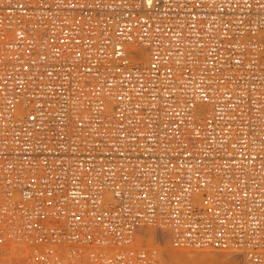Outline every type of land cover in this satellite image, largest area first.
Wrapping results in <instances>:
<instances>
[{
  "label": "built area",
  "instance_id": "obj_1",
  "mask_svg": "<svg viewBox=\"0 0 264 264\" xmlns=\"http://www.w3.org/2000/svg\"><path fill=\"white\" fill-rule=\"evenodd\" d=\"M264 264V0H0V264Z\"/></svg>",
  "mask_w": 264,
  "mask_h": 264
},
{
  "label": "rangeland",
  "instance_id": "obj_2",
  "mask_svg": "<svg viewBox=\"0 0 264 264\" xmlns=\"http://www.w3.org/2000/svg\"><path fill=\"white\" fill-rule=\"evenodd\" d=\"M155 233L157 235L156 239L151 242L148 241V243L147 241H145L144 244H146L149 247L158 248L160 254L159 255L160 264H218L219 262L220 264H244V261L241 257L232 253L219 252V251H205V252L195 253L191 250L176 249L171 245L168 235L162 237L160 232H155ZM188 251L189 253H187ZM171 255L172 257L169 260V257ZM162 260L164 261V263Z\"/></svg>",
  "mask_w": 264,
  "mask_h": 264
},
{
  "label": "bare ground",
  "instance_id": "obj_3",
  "mask_svg": "<svg viewBox=\"0 0 264 264\" xmlns=\"http://www.w3.org/2000/svg\"><path fill=\"white\" fill-rule=\"evenodd\" d=\"M155 232H160L161 233V236L162 237H164L165 235H167V232L166 231H157V230H150V229H144V230H142L141 232H140V234H138V241H141V242H145V241H147V243H148V241H154L155 239H156V237H157V235H156V233ZM169 238V237H168ZM158 240V239H157ZM165 241H168V240H165ZM160 248H162V247H160ZM171 248V247H170ZM158 249V248H157ZM174 249V248H173ZM191 251H193V252H195V253H197V252H204V251H197V250H191ZM162 253V252H161ZM173 253H175V252H173ZM187 253H189V251L187 252ZM192 253V252H191ZM194 253V254H195ZM169 254H172V253H169ZM233 254V253H232ZM174 256V255H173ZM188 256H190V255H188ZM172 257V255L169 257V260H170V258ZM189 258V257H188ZM162 259V258H161ZM192 259V258H191ZM217 259V258H216ZM173 260H174V258H173ZM161 261V260H160ZM163 261V260H162ZM174 262V261H173ZM232 262V261H231ZM163 263H164V261H163ZM222 263V262H221ZM160 264V263H159ZM218 264H220V262L218 263Z\"/></svg>",
  "mask_w": 264,
  "mask_h": 264
}]
</instances>
